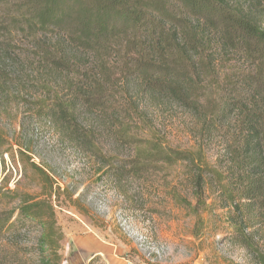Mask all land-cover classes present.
Segmentation results:
<instances>
[{
    "label": "trees",
    "instance_id": "trees-1",
    "mask_svg": "<svg viewBox=\"0 0 264 264\" xmlns=\"http://www.w3.org/2000/svg\"><path fill=\"white\" fill-rule=\"evenodd\" d=\"M37 85L38 119L80 148L100 157L84 117L116 126L121 153L100 157L112 178L183 165L190 196L173 198L194 237L217 211L216 237L264 264V0H0V104ZM150 105L191 117L193 145L152 131L137 143L127 129H155ZM10 196L0 264H63L53 195Z\"/></svg>",
    "mask_w": 264,
    "mask_h": 264
},
{
    "label": "rangeland",
    "instance_id": "rangeland-1",
    "mask_svg": "<svg viewBox=\"0 0 264 264\" xmlns=\"http://www.w3.org/2000/svg\"><path fill=\"white\" fill-rule=\"evenodd\" d=\"M33 77L34 83L40 81ZM42 94L37 85L27 95L11 94L0 104L1 151H9L0 159V211L15 206L6 200L13 199L10 193L36 200L53 195L56 222L64 235L63 264H255L247 252L216 237L212 225L220 216L217 211L211 217L201 214L205 231L194 237L195 217L173 198L190 196L183 165L139 179L112 178L104 166L109 162L100 157L121 153L112 138L116 126L110 131L94 117H84L96 156L38 119L36 102ZM143 113L156 124L155 129H127L137 143L152 131L162 133L174 147L193 145L184 127L193 120L182 110L169 109L163 117L150 105ZM162 123L168 128L162 129Z\"/></svg>",
    "mask_w": 264,
    "mask_h": 264
}]
</instances>
